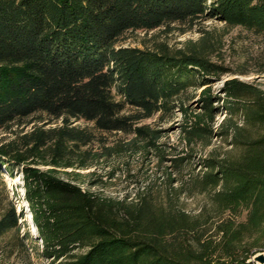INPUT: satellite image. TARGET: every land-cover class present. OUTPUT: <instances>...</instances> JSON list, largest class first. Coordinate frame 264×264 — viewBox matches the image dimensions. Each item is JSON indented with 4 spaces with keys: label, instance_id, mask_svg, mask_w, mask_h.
Returning a JSON list of instances; mask_svg holds the SVG:
<instances>
[{
    "label": "trees",
    "instance_id": "16d2710c",
    "mask_svg": "<svg viewBox=\"0 0 264 264\" xmlns=\"http://www.w3.org/2000/svg\"><path fill=\"white\" fill-rule=\"evenodd\" d=\"M200 17L264 34V0H0V129L38 112L66 123L25 136L26 151L0 147V175L4 165L15 177L20 166L44 256L72 258L60 264H254L252 257L264 251V90L226 83L230 116L220 135L236 153L203 160L193 186L206 205L197 213L147 194L130 204L100 198L59 179L53 168L36 167L72 164V144L88 140L67 127L72 119L129 131L209 81L216 65L196 51L117 44L128 31ZM202 101L206 112L187 129L193 136L206 129L201 116L213 118L216 110L207 91ZM128 105L138 113L123 114ZM50 141V163L29 165ZM23 216L8 208L0 216V237L20 230ZM77 248L86 250L72 255Z\"/></svg>",
    "mask_w": 264,
    "mask_h": 264
},
{
    "label": "rangeland",
    "instance_id": "374dc122",
    "mask_svg": "<svg viewBox=\"0 0 264 264\" xmlns=\"http://www.w3.org/2000/svg\"><path fill=\"white\" fill-rule=\"evenodd\" d=\"M117 44L151 51L165 48L171 54L196 51L216 65V72L209 75L206 83L171 99L169 110L162 109L149 118L134 121L129 131H105L90 121L70 120L67 127L88 135L86 142L72 144L69 160L72 164L36 167L44 171L53 168L51 173L59 179L100 198L130 204L138 201L140 194H147L156 203L197 213L206 205L204 195L195 193L193 186V178L204 169L203 160L236 153L225 136L220 135L223 123L230 116L224 106L226 83L232 80L264 90V34L219 19L200 17L166 22L152 30L128 31ZM204 91L212 96L216 110L213 118L201 116V125L206 129L201 136H193L187 129L198 119L197 115L206 112L202 101ZM134 113L138 110L129 105L123 112ZM234 120L241 122L242 118L236 116ZM65 125L63 119L47 113L32 114L0 129V147L12 144L26 151L25 136ZM136 127L144 132L133 131ZM51 146L53 141L42 147L41 154L32 156L28 164L50 163ZM2 169L0 216L12 206L24 216L20 219V230L0 237V264H60L71 260L68 256L56 259L42 254L43 245L37 239V227L25 199L20 166H14L15 177L7 173L4 165ZM85 250L77 248L72 255L78 256Z\"/></svg>",
    "mask_w": 264,
    "mask_h": 264
},
{
    "label": "water",
    "instance_id": "95a60500",
    "mask_svg": "<svg viewBox=\"0 0 264 264\" xmlns=\"http://www.w3.org/2000/svg\"><path fill=\"white\" fill-rule=\"evenodd\" d=\"M251 260L254 262H258L259 264H264V252L262 251L256 253Z\"/></svg>",
    "mask_w": 264,
    "mask_h": 264
}]
</instances>
